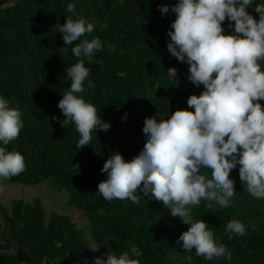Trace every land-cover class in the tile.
<instances>
[{"label": "trees", "instance_id": "obj_1", "mask_svg": "<svg viewBox=\"0 0 264 264\" xmlns=\"http://www.w3.org/2000/svg\"><path fill=\"white\" fill-rule=\"evenodd\" d=\"M10 1L0 0V5ZM69 2L75 4V15L66 11ZM176 2L22 0L0 9V96L22 113L24 121L17 139L0 146L21 153L26 164L24 172L2 183L47 182L56 192L67 191V205L83 213L91 236L88 239L67 215L52 212L47 219L40 197L0 202V264H92L103 253L118 256L133 246L143 253L139 264H189L188 255L193 257L191 264H264V199L246 191L239 165L229 174L236 194L227 207L205 200L192 206L193 219L208 223L214 238L231 252V262L223 257L205 260L194 250L187 253L183 242L177 241L190 226L172 216L162 201L144 196L139 187L135 193L139 203L109 202L97 192L99 182L106 179L100 170L110 155L118 151L128 161L143 148L145 118L167 119L178 109L194 111L186 101L204 90L188 80L189 66L167 50V32L175 15L162 16L157 5ZM254 7L247 11L258 20ZM67 17L94 22V31L85 36L89 41L99 38L102 49L87 58L73 56L72 46L65 45L59 32ZM227 25L226 19L225 35L233 32ZM80 59L90 69L88 80L95 87L89 88L86 80L85 91L76 95L93 104L111 126L107 131L94 130L90 145L78 149L75 125L65 129L53 117L65 119L57 104L70 88L66 69ZM260 63L264 66V61ZM172 67L177 69L178 84L167 76ZM259 103L264 107V101ZM205 173L211 178V171L202 168L201 174ZM234 220L245 225L246 234H231L229 239L226 226ZM92 244L100 250L91 249Z\"/></svg>", "mask_w": 264, "mask_h": 264}, {"label": "clouds", "instance_id": "obj_2", "mask_svg": "<svg viewBox=\"0 0 264 264\" xmlns=\"http://www.w3.org/2000/svg\"><path fill=\"white\" fill-rule=\"evenodd\" d=\"M254 4L258 20L247 11ZM157 8L162 16L169 12L175 15L167 32L170 56L186 63L188 80L196 87L203 85L204 90L186 101L194 111L178 109L167 119L145 118L143 148L128 161L118 151L110 155L100 170L106 179L99 182L97 192L109 202L128 199L139 203L140 196L135 194L139 187L144 196L162 201L172 216L190 226L177 241L183 242L187 253L194 250L195 256L205 260L223 257L231 262V252L214 238L208 223L193 219L192 206L205 200L227 207L236 194L235 181L229 174L237 165L246 191L257 200L264 199V107L259 103L264 101V66L260 63L264 61V3L177 0L174 5ZM66 11L75 15V4L67 3ZM226 19L227 27L233 29L227 35L222 27ZM94 28V22L67 17L59 32L65 45L72 46L73 56L87 58L102 49L99 38L89 41L85 36ZM74 41L79 42L73 46ZM66 73L70 88L57 104L65 119H53L65 129L75 125L80 136L76 147L81 149L90 145L94 130L107 131L111 125L98 116L93 104L76 95L85 91L86 80L89 88L95 87L88 80L90 69L83 59L68 67ZM117 75L123 77L126 73ZM167 76L179 83L176 68H169ZM126 116L122 119L126 120ZM23 127L22 113L0 96V145L17 139ZM202 168L211 171V178L207 173L201 174ZM25 169L21 153L0 146V192L5 188L3 180L18 176ZM226 232L232 239L231 234L244 236L246 228L234 220L227 224ZM142 255L133 246L118 256L103 253L92 264H139ZM186 259L191 264L193 257L188 255Z\"/></svg>", "mask_w": 264, "mask_h": 264}, {"label": "rangeland", "instance_id": "obj_3", "mask_svg": "<svg viewBox=\"0 0 264 264\" xmlns=\"http://www.w3.org/2000/svg\"><path fill=\"white\" fill-rule=\"evenodd\" d=\"M34 197H40L46 211V218L49 219L52 212L69 216L78 227L85 230L87 238L90 239L89 223L83 213L74 206L67 205L68 192H56L49 187L47 182L36 185H24L8 183L4 191L0 192V202L9 204L12 199L23 198L30 202ZM95 248V244H92Z\"/></svg>", "mask_w": 264, "mask_h": 264}, {"label": "water", "instance_id": "obj_4", "mask_svg": "<svg viewBox=\"0 0 264 264\" xmlns=\"http://www.w3.org/2000/svg\"><path fill=\"white\" fill-rule=\"evenodd\" d=\"M22 0H12L9 3L5 4V5H0V9H6L9 7H12L14 5H17L18 3H20Z\"/></svg>", "mask_w": 264, "mask_h": 264}]
</instances>
